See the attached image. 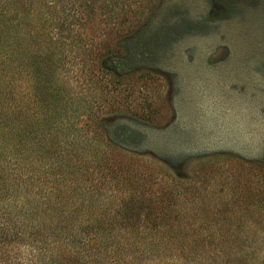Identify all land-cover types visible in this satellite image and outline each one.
<instances>
[{
  "label": "rangeland",
  "instance_id": "1",
  "mask_svg": "<svg viewBox=\"0 0 264 264\" xmlns=\"http://www.w3.org/2000/svg\"><path fill=\"white\" fill-rule=\"evenodd\" d=\"M0 14L17 23L15 46L34 36V51L48 45L54 58L64 56L59 74L71 68L63 78L71 95L93 96L82 81L84 61L109 77L113 101L128 100L127 110L111 115L105 113L113 101H99L105 133H89L84 117L75 122L103 153L113 148L120 166L139 171L147 194H179V219L157 237L158 252L142 253L145 264H264V0H0ZM146 48V58L127 64ZM73 71L82 72L81 81ZM106 71L124 77L116 82ZM26 85L18 82L19 92L32 94ZM54 192L47 204L36 203L40 217L58 209ZM72 200L62 204L66 216L77 209ZM66 221L70 229L75 219ZM40 237L50 245L51 236ZM165 239L211 246L199 254L192 246L186 260H173ZM21 252L24 262L13 250L12 264H28L32 253Z\"/></svg>",
  "mask_w": 264,
  "mask_h": 264
},
{
  "label": "trees",
  "instance_id": "2",
  "mask_svg": "<svg viewBox=\"0 0 264 264\" xmlns=\"http://www.w3.org/2000/svg\"><path fill=\"white\" fill-rule=\"evenodd\" d=\"M16 27L12 20L7 24L0 19V264H12L9 255L13 250L23 262L21 251L32 253L28 264H145L142 253L146 248L158 252L157 237L168 234L178 221L176 218L179 219L183 209L176 204L179 194L163 188L153 195L147 194L139 171L129 168L127 163L120 166L116 157L110 156L113 148L103 153L100 144L76 127L79 122L75 121L84 117L90 122L84 125L90 128L89 133L107 132L104 120L97 123L101 118H97L96 106L99 101L105 103L112 98L108 96L111 90H106L109 77L98 76L83 61L82 81L87 93L92 92L93 96L71 95L72 89L63 82L71 68L59 74L64 68V56L54 58L47 44L44 49L40 46L39 52L34 51L36 46L30 43L34 36L24 47L15 46ZM123 47L126 48L124 44ZM92 54L89 50L88 55ZM32 56H37L38 61L34 62ZM81 73L73 71L76 82L81 81ZM105 75L114 77L116 82L117 77H124L110 71ZM20 81H26L32 94L19 92ZM127 101L110 102L105 114L122 113V108L127 110ZM263 165L259 163L258 168ZM121 170L125 175L119 179L117 172ZM33 189L39 192L32 198ZM54 191L58 209L40 217L36 203L47 204ZM104 191L110 193L106 202L99 199ZM72 198L80 199L74 202ZM69 199L78 205L77 209H67L66 216L62 204ZM87 211L89 214L82 213ZM168 214L173 217L168 219ZM35 218L46 220L50 226L39 228L33 223ZM66 219H75L70 229ZM46 235L52 238L48 246L40 237ZM164 242L170 247L167 250L172 251L173 260L179 257L186 260V249L192 246L199 249L198 254L205 245L211 246L199 244L200 241L187 244L178 239ZM129 253L132 256H127Z\"/></svg>",
  "mask_w": 264,
  "mask_h": 264
},
{
  "label": "flooded vegetation",
  "instance_id": "3",
  "mask_svg": "<svg viewBox=\"0 0 264 264\" xmlns=\"http://www.w3.org/2000/svg\"><path fill=\"white\" fill-rule=\"evenodd\" d=\"M140 47H141V43H140ZM136 47H134V46H131V50H134ZM149 51H151L150 50V48H146V49H143V51H139L138 52V55L135 57V56H133V59L132 60H130V62H128L127 64H129V65H131L132 64V61L133 60H140V59H142V58H146L148 55H149ZM135 58V59H134Z\"/></svg>",
  "mask_w": 264,
  "mask_h": 264
}]
</instances>
